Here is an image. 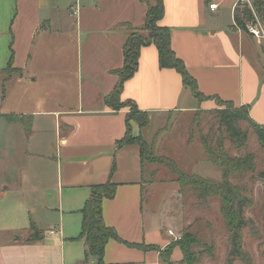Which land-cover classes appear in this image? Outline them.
Listing matches in <instances>:
<instances>
[{"label":"crops","instance_id":"obj_1","mask_svg":"<svg viewBox=\"0 0 264 264\" xmlns=\"http://www.w3.org/2000/svg\"><path fill=\"white\" fill-rule=\"evenodd\" d=\"M238 1L164 0L159 25L172 30L173 51L200 93L237 108L248 106L250 118L262 126L264 80L243 56L245 50L254 54L260 43L233 27ZM213 3L218 8L210 11ZM146 11L140 0H0V94L11 58L12 68L21 71L11 78L20 86L40 89L30 106L21 97L18 109L10 106L3 112L1 107L11 103L7 89L0 100V124L7 115L32 117L29 136L17 125L23 160L0 190V264H95L85 258L79 239L80 210L91 188L109 181L116 191L113 199L103 201L102 214L121 241H108L103 263L167 264L160 253L170 244L168 231L179 229L167 220L176 207L164 198L165 217L153 204L146 208L145 194L149 188L153 198L159 187L167 186L176 194L179 186L155 182L156 167L142 161L137 145L117 147L126 133L129 108L115 110L105 103L119 80L113 72L124 65L127 26L141 29ZM227 11L230 19L225 22ZM138 62L119 102H132L148 114L149 122L157 115L207 106L183 86L175 70L160 68L156 46L143 47ZM75 91L79 99L70 103ZM130 125L133 137L155 142L144 136L146 129L132 121ZM4 126L10 133L12 128ZM8 136L7 151L13 134ZM190 146L185 143L186 149ZM158 148L157 143L156 152ZM190 162L191 174L205 176L206 158L195 156ZM35 231L38 240L31 241ZM177 256L175 251L171 261Z\"/></svg>","mask_w":264,"mask_h":264},{"label":"trees","instance_id":"obj_2","mask_svg":"<svg viewBox=\"0 0 264 264\" xmlns=\"http://www.w3.org/2000/svg\"><path fill=\"white\" fill-rule=\"evenodd\" d=\"M153 1V4L142 1V3L147 6L144 25L141 29L132 30V33L126 39L123 46L124 65L121 69L113 72V74L119 78L118 83L110 96L105 98L106 105L115 110H121L124 105L130 106L134 110L132 115L126 116V133L123 139L117 143V147L120 148L126 146V144L137 145L141 152L142 161L153 165H159L160 167L153 172V179L155 180V177L163 171L161 168L165 167V169H169L175 175V179H173L172 182L178 184L179 193L181 195L192 193L202 204L206 203L209 199L218 200L224 225L226 226L229 235V257L226 264H234L237 260L241 261L243 264H250L251 261L249 255L243 250L242 231L250 226L251 223V221H248L245 218V211L251 206L252 199L245 195V189L240 183L235 181H240L239 178L248 174V172H254L256 164L252 153H249L246 156H230L229 151L224 147V141L229 140L231 149L241 150L247 147L249 134L239 127L241 124H246L247 129H250L252 133L256 135L261 147H264V125L260 126L250 118L248 106L237 108L234 104L223 102L218 97H206L200 93L196 81L188 73L183 61L178 59L173 51L171 46L172 30L159 25V22L164 17V0ZM243 1L244 0H239L233 10V27L243 33H248L246 28L248 24L255 25L256 21L259 20L264 22V1L255 3L256 13L259 18L257 16L255 18V14L252 13V10L248 5H243ZM127 28L131 27L128 25ZM148 46H156L160 68L175 70L178 75L181 76L183 86L191 91L192 95L198 102H201L204 98L219 100L226 104L230 109V111L226 110L217 115L220 126L224 128V133L226 135L225 140L222 139L214 142L212 140L209 141L207 139H202L201 142L208 157V162L220 167L221 178L219 181L182 172L173 161L166 157L158 156L157 152H155V142L150 144L143 137L138 136L136 138L132 136L131 121L135 122L140 130L145 129L149 125V116L146 112H139L132 102L127 101L121 104L122 106L118 103L125 81L132 78L138 69V59L141 49ZM11 60L12 58L9 60L8 67L2 75L1 100L4 99L5 85L11 76L13 74L21 75L20 70H14L12 68L13 65ZM4 119L11 123L18 122L23 125L25 136L31 134V116L18 117L7 115ZM194 121L197 125V120L195 119ZM259 177L264 179V171ZM115 191L116 185L110 181L105 184L93 186L87 202L84 204L82 210H80V215L82 216V233L79 239L82 240L85 245V258L94 260L95 264H104L103 256L108 241H121L116 230L105 225L102 214L103 201L105 199H113ZM31 229L34 231L33 227H31ZM38 235V232L35 231L31 237V241L38 240ZM180 241H182L179 246L183 253V262L185 261L186 264H195L196 258L193 254L189 255L191 243L193 245L198 242L195 236L191 233H184V236L183 238L181 237ZM175 246L165 250L167 251L165 254L169 253L170 256ZM148 249H154V247H148ZM161 258L163 257L161 256Z\"/></svg>","mask_w":264,"mask_h":264},{"label":"rangeland","instance_id":"obj_3","mask_svg":"<svg viewBox=\"0 0 264 264\" xmlns=\"http://www.w3.org/2000/svg\"><path fill=\"white\" fill-rule=\"evenodd\" d=\"M142 1L150 4H153L154 2L153 0ZM259 1L264 0L243 1V5H248V7L252 10V13L255 14V18L256 16L259 18L255 9V3ZM229 19V11L224 12L223 20L226 22L229 21ZM258 22L264 30V22L261 20ZM128 29L130 34L132 33V30H135L133 28ZM259 43L260 45L255 46L254 54H250L249 51L245 50L243 56L249 63L257 67H255V69L259 73V78L263 81L264 40L261 38ZM5 89H7L10 94L9 100L11 105H6L7 103H5L4 106L1 107L3 112L5 108L6 111H8L7 109H9L10 106L11 109H13V107L14 109H18L17 107L19 106V99L21 97L25 99L24 106L33 105L34 98L40 95L39 88H36V86H20L18 85L16 78H11L6 83ZM74 94L75 96L71 97L70 103L74 101L76 103L79 99L77 91H75ZM201 102H205L207 106H204V108L195 112H188L186 114L171 112L169 114H161L153 117L144 131L145 137L149 138V140L154 138L155 144L158 143V149H160V151H157L158 156H163L173 161L176 166H178L179 169L186 174L190 173L188 170L193 168V166H190L189 163H191L190 161H192L195 156L196 158H200V156L201 158L204 157L208 162V157L203 149L204 146L201 143L202 139L216 142L222 139L225 140L226 138L224 128L220 126L217 115H219L218 113L226 110L230 111L228 106L219 100L207 98L202 99ZM118 104L122 106L121 104L123 103L119 102ZM124 106L122 107L129 108V113L127 115L130 116L134 113L132 107L128 105ZM194 118L197 120V125L195 124ZM4 121L1 123L10 126L9 128L12 129L10 133H8L7 127L0 124V140L4 142H2V148L4 149L0 148V190L3 185H6L7 180H10L9 178L14 177L13 175L16 172L15 169L21 165L23 160V157L21 156L23 143L19 140L21 128L20 126H17L20 123H11L6 119H4ZM239 127L249 134L247 147L241 150L231 149L229 140L224 141V147L229 151L230 156H246L249 153L254 155V162L256 164L255 171L248 172V174L239 178L240 181L236 180L235 182L240 183V185L245 189V195L252 199L251 206L245 211V218L248 221H251V223L250 226L242 231L243 250L247 255H249L251 261L250 264H264V179L259 177L264 171V147H261L258 143L256 135L253 134L250 129H247L246 124H241ZM9 134H13V138H11L12 144L7 151L5 147L8 145V142H5V140L8 141ZM148 143L152 144L151 142ZM185 143L186 145L189 144L191 146L186 149ZM14 150H17L15 155H13ZM202 166H204V177H208V179L212 180L217 177L218 179H215V181L220 180L221 172L218 165L208 162V164H202ZM154 167H156V169L160 168L159 165H154ZM161 170L163 171L155 177V180H153L157 183L159 182V184L166 182L172 183L173 179H175V175L169 169H165V167L161 168ZM146 180L151 183L149 178H146ZM148 189H146L145 194L146 208L148 209L150 205L153 204L154 207H159L164 215V211H166V209L164 210L162 201L166 198L165 204H168L169 200L171 201V204H174V207H176L177 213H175L171 218L167 217V220H169L172 228L179 227L174 234L181 236L182 238L184 233H191L195 236L198 242L193 245L191 243L189 251V255L193 254L196 258L195 264H226L229 257V235L227 228L224 225L218 200L209 199L206 203L202 204L192 193L181 195L178 190L177 193L174 194V188L172 186L159 187V190L157 188V196H153L152 198ZM169 242L170 244L167 246L166 250L178 244L171 252L174 254L176 251L178 255L176 260L172 262V254L170 256L169 253L165 254L167 251H162L160 256L168 262L167 264H186L185 261L183 262V253L181 247L179 246L182 241H173L171 238ZM234 264L243 263L237 260Z\"/></svg>","mask_w":264,"mask_h":264},{"label":"built area","instance_id":"obj_4","mask_svg":"<svg viewBox=\"0 0 264 264\" xmlns=\"http://www.w3.org/2000/svg\"><path fill=\"white\" fill-rule=\"evenodd\" d=\"M208 8L210 11H213L218 8V5L213 3L210 4ZM246 28L248 30V34H250L258 42H260L261 38L264 40V30L258 21H256L255 25L253 24L247 25ZM168 235L173 239V241H179L181 239V236L175 235L171 231H168Z\"/></svg>","mask_w":264,"mask_h":264}]
</instances>
